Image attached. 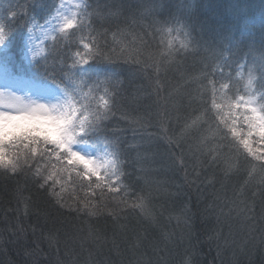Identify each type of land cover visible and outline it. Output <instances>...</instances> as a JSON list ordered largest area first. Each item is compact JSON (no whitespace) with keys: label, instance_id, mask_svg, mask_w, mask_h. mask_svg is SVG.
I'll return each instance as SVG.
<instances>
[{"label":"trees","instance_id":"1","mask_svg":"<svg viewBox=\"0 0 264 264\" xmlns=\"http://www.w3.org/2000/svg\"><path fill=\"white\" fill-rule=\"evenodd\" d=\"M58 1L0 0L19 55ZM82 1L31 68L71 94L117 176L8 145L0 264H264V142L237 106L264 107V0Z\"/></svg>","mask_w":264,"mask_h":264},{"label":"rangeland","instance_id":"2","mask_svg":"<svg viewBox=\"0 0 264 264\" xmlns=\"http://www.w3.org/2000/svg\"><path fill=\"white\" fill-rule=\"evenodd\" d=\"M82 4V0H59L54 11L44 21L30 20L22 39V54L18 58L10 51L9 38L8 41L0 45V111L16 112L27 109L34 103L66 105L67 110L75 113L74 139H77L74 144H69L68 147L72 152L78 151L86 158L90 157L94 164L90 163L89 167L85 168L79 161H72L82 166L89 175L108 180L117 176L116 164L109 163L115 159L111 150L105 145H97L84 140L85 132H81V126L84 129L86 117H82V111L71 94L57 85L42 79L37 80L36 74L31 68L46 54L47 46L55 36L69 29L64 27L65 17L73 20L75 25ZM40 42L43 44L41 45ZM252 78L253 75L250 76L248 85L251 84ZM237 105L240 106L238 112L245 116L247 125V118L253 115L250 108L256 107L258 111L261 109L256 99L249 96L241 98ZM248 131H250L249 126ZM251 131L255 137H259L255 129H251ZM258 139L260 140V138ZM59 149L68 153L71 158V152L63 148ZM93 168L95 171H90Z\"/></svg>","mask_w":264,"mask_h":264},{"label":"snow or ice","instance_id":"3","mask_svg":"<svg viewBox=\"0 0 264 264\" xmlns=\"http://www.w3.org/2000/svg\"><path fill=\"white\" fill-rule=\"evenodd\" d=\"M73 26L74 21L65 17L64 27L72 28ZM11 30L12 28L8 24L0 22V45L8 41ZM8 42L11 44L10 51L18 58V49L21 46V41ZM87 63L88 61L85 62V64ZM105 104H107V101H105ZM237 106L239 107V105ZM245 107L248 106L245 105ZM250 111L253 115L247 118L250 128L248 136L251 137L253 135L251 129H255L259 134L260 140L264 142V107L259 111L256 107H251ZM75 127V113L67 110L66 105L34 103L29 105L27 109L16 112L0 111V166H4L7 169L11 165L13 172L18 167L17 162L8 156L6 151L8 145L19 143L27 147L31 144L43 142L71 152L70 162L76 160L82 163L85 168H88L90 163L94 164V161L90 157L86 158L81 155L78 151L72 152L71 148L68 147L69 144H74L77 141V139H74ZM83 131L84 129L81 126V132ZM241 143L247 153L256 155L250 139H243ZM262 152H264V147H262ZM260 159H264V155H261ZM109 163L115 165L116 160L113 159ZM260 167L264 170V165ZM90 171H95V169L93 168ZM179 264H192V261L181 259Z\"/></svg>","mask_w":264,"mask_h":264},{"label":"bare ground","instance_id":"4","mask_svg":"<svg viewBox=\"0 0 264 264\" xmlns=\"http://www.w3.org/2000/svg\"><path fill=\"white\" fill-rule=\"evenodd\" d=\"M40 44L42 45V44H43V42H40Z\"/></svg>","mask_w":264,"mask_h":264}]
</instances>
